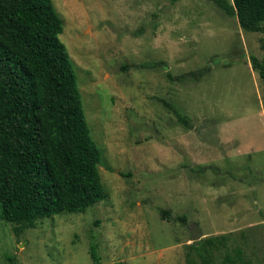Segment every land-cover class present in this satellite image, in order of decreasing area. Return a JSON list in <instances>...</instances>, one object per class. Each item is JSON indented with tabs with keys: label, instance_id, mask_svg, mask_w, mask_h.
<instances>
[{
	"label": "rangeland",
	"instance_id": "1",
	"mask_svg": "<svg viewBox=\"0 0 264 264\" xmlns=\"http://www.w3.org/2000/svg\"><path fill=\"white\" fill-rule=\"evenodd\" d=\"M52 3L105 196L23 230L0 218V264H93L92 239L100 264H187L193 224L222 240L202 248L209 264L236 249L264 264V83L250 62L262 33L213 0Z\"/></svg>",
	"mask_w": 264,
	"mask_h": 264
},
{
	"label": "trees",
	"instance_id": "2",
	"mask_svg": "<svg viewBox=\"0 0 264 264\" xmlns=\"http://www.w3.org/2000/svg\"><path fill=\"white\" fill-rule=\"evenodd\" d=\"M213 1L235 16L243 30L262 33V55H251L250 62L264 83V0ZM61 32L52 0H0V218L17 224L18 230L54 214L83 212L105 196L100 151L83 113ZM206 71L178 78L199 79ZM160 213L169 216L168 210ZM221 241L208 237L188 244L186 263L197 264L190 254L194 250L209 264L202 248ZM89 255L93 264H100L93 239ZM226 259L246 264L240 249Z\"/></svg>",
	"mask_w": 264,
	"mask_h": 264
},
{
	"label": "water",
	"instance_id": "3",
	"mask_svg": "<svg viewBox=\"0 0 264 264\" xmlns=\"http://www.w3.org/2000/svg\"><path fill=\"white\" fill-rule=\"evenodd\" d=\"M193 241L199 240L202 237L201 231L199 229V226L197 224H193L190 228ZM12 264H17L14 260L12 261Z\"/></svg>",
	"mask_w": 264,
	"mask_h": 264
}]
</instances>
